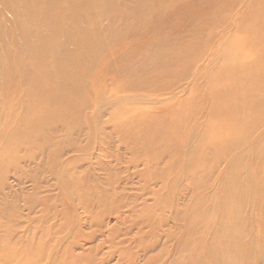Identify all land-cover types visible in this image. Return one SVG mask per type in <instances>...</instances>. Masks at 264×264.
Returning <instances> with one entry per match:
<instances>
[{"label":"rangeland","instance_id":"1","mask_svg":"<svg viewBox=\"0 0 264 264\" xmlns=\"http://www.w3.org/2000/svg\"><path fill=\"white\" fill-rule=\"evenodd\" d=\"M5 1L0 27L11 37L28 6L34 26L31 45L24 47L18 36L10 44L11 58L21 61L38 34H50L44 58L55 93L65 34L52 26L47 6L53 4L58 21L67 18L72 34H88L99 49L92 48L87 61L81 55L86 44L73 50L84 67L80 120L36 127L47 142L33 147L8 141L26 115L27 98L14 64L1 58L0 264H264V192L254 195L264 185V120L250 142L228 155L217 151L207 162L203 151L187 176L226 51L249 18L264 19V0ZM146 2L165 7L150 9ZM241 52L238 47L233 57ZM243 153L251 163L239 173L249 187L237 189L245 193L239 218L216 224L221 205L214 196L229 183L230 159ZM3 155L10 157L3 161ZM189 217L197 224L194 258L180 251Z\"/></svg>","mask_w":264,"mask_h":264},{"label":"bare ground","instance_id":"2","mask_svg":"<svg viewBox=\"0 0 264 264\" xmlns=\"http://www.w3.org/2000/svg\"><path fill=\"white\" fill-rule=\"evenodd\" d=\"M5 2H9V0ZM154 4V2H146L145 6L150 9L151 7L158 8L159 10L165 7L163 3ZM26 5L27 2L25 3ZM46 10L49 13V20L52 21V26L55 27L59 24L65 34L64 48L55 64L60 76L58 93H55L57 86L49 85L51 79L48 77V70L51 65L44 58L46 42L50 36L49 33L38 34L37 45L34 48L31 46L27 47L26 55L24 59L22 56L21 61L16 55L11 58L12 50L10 44L17 42V36L19 41L24 44V47L31 45V40H33L31 39L32 32L30 31L34 26L31 25V22L29 23L31 16L29 6L26 8V13L23 12L27 18L20 22V28L16 31L17 35L11 37L5 29L0 27V63L1 58L5 54L4 57L14 64V74H18V78L15 79L21 81L23 87L21 90H23L27 98L24 102L26 115L22 118L20 125L12 130L8 140L12 145L24 146L26 144L27 147L43 145L47 140H42V136L36 133V127L39 131L40 128L50 127L57 122L67 125L68 123L66 122L69 119L71 121L69 124H74L72 119H78L76 115L78 112L77 98L80 91L79 77L84 67L82 68L80 61L77 60L79 56L74 55L73 50H75V44L77 43L86 44V52L84 53V49H82L81 55L83 54L87 61V57L92 56V53L96 51V49L93 50L92 48L99 49V44L90 42L88 34L82 31L72 34L71 30L74 29V26L67 22V18L58 21L59 17L52 3L47 6ZM259 16L251 17L245 22L244 27L238 34V38L226 51L220 67L222 75L216 76L215 79L205 133L203 139L199 142L198 149L190 154L187 176L195 173L196 165H194V161L199 155H203V151L204 155L207 156V162L211 161L217 151L220 155H228L234 147L250 142V140L246 139L251 137L252 129L264 120V19ZM26 20L28 23H26ZM238 47H241L243 52H241L242 57L240 56V58L236 59L233 57V52ZM19 50L20 48L16 49L13 54H16ZM3 66L0 64V71H5L1 69L4 68ZM17 66L19 67L17 68ZM6 72L8 74V70ZM55 105H61L63 109L58 110L54 108ZM228 117L231 118L229 122H227ZM155 126L158 127L157 131L162 130L161 126ZM257 144V141L253 142V150L259 149ZM12 145L6 148V152L13 150L15 146ZM183 156L182 158L184 159ZM1 157L4 161L8 160L10 155ZM14 157L15 152L12 160ZM250 163L249 159L245 160L244 153L230 159L229 170L225 175L229 183L214 196L215 204L221 205L216 224H221L227 216L239 218L240 208L237 204L242 202L245 193L244 190L239 192L237 189L241 186V183V187H244L246 177L248 179V176L244 178V175H242V179L239 178V173L243 170L248 172L247 164ZM245 188L249 189L248 183L245 184ZM80 191L82 194L84 193L83 190ZM263 192L264 185L257 189L254 188L255 197H258ZM201 203L202 205L206 204L205 201ZM192 214L194 213L192 212L189 215L191 216ZM189 219L190 221L185 230L188 240L185 239L186 241L181 242L180 251L182 255L189 253L194 258L196 250L193 249L194 239L192 240L191 233L196 229L197 224L194 217H189ZM220 227L221 229L223 228L222 226ZM6 254L1 253L2 256ZM31 255H33L32 252H29L28 255L21 254V260Z\"/></svg>","mask_w":264,"mask_h":264}]
</instances>
